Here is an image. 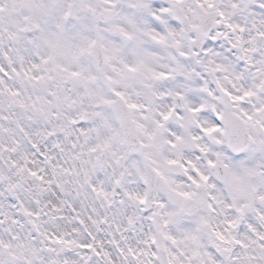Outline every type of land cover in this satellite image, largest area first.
<instances>
[{
  "label": "snow or ice",
  "instance_id": "snow-or-ice-1",
  "mask_svg": "<svg viewBox=\"0 0 264 264\" xmlns=\"http://www.w3.org/2000/svg\"><path fill=\"white\" fill-rule=\"evenodd\" d=\"M0 264H264V0H0Z\"/></svg>",
  "mask_w": 264,
  "mask_h": 264
}]
</instances>
